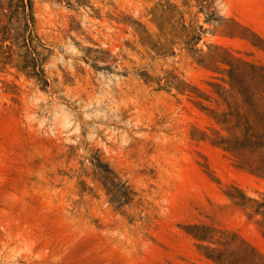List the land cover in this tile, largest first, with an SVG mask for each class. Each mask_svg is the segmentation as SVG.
Here are the masks:
<instances>
[{"label": "rangeland", "instance_id": "1", "mask_svg": "<svg viewBox=\"0 0 264 264\" xmlns=\"http://www.w3.org/2000/svg\"><path fill=\"white\" fill-rule=\"evenodd\" d=\"M31 1L47 86L0 65V264H211L193 225L264 258L227 196L264 181L212 144L197 102L216 105L179 92L221 83L228 53L264 69V0Z\"/></svg>", "mask_w": 264, "mask_h": 264}, {"label": "trees", "instance_id": "2", "mask_svg": "<svg viewBox=\"0 0 264 264\" xmlns=\"http://www.w3.org/2000/svg\"><path fill=\"white\" fill-rule=\"evenodd\" d=\"M199 6L200 11L205 10L203 5ZM34 24L31 0H0V65L11 66L47 86L40 68L44 61L43 52L47 49L35 34ZM180 27V32H186L184 25ZM191 32V36L187 34L190 38L185 45L189 52L200 53L193 49L200 36ZM197 58L199 65L207 61L200 55ZM215 62L226 66L220 69L214 65L213 71L225 72L221 83H209L211 90L204 93L182 82L179 83V92L183 94L191 88L201 94L205 102L216 105L212 108L197 102L214 125L210 129L212 144L230 154L240 168L264 181V69L230 53ZM198 132L202 139H208L205 132ZM108 195L111 203L118 207L131 200L127 195H117L114 189L108 190ZM227 196L248 218H256V224L264 235V195L250 198L236 191ZM191 229L195 232L190 235L211 264H264V258L245 246L233 233L203 225H193ZM202 243L206 245L202 246Z\"/></svg>", "mask_w": 264, "mask_h": 264}]
</instances>
